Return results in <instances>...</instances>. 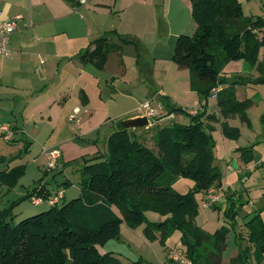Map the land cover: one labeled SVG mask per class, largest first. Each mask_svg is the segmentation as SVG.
I'll return each mask as SVG.
<instances>
[{
	"label": "trees",
	"instance_id": "1",
	"mask_svg": "<svg viewBox=\"0 0 264 264\" xmlns=\"http://www.w3.org/2000/svg\"><path fill=\"white\" fill-rule=\"evenodd\" d=\"M189 1L196 30L192 36L176 37L171 61L178 69L188 70L190 89L199 95L204 109L211 90L223 82L220 71L224 64L242 60L252 68L262 69L258 55L264 48V18H243L238 0ZM119 46L107 36L97 38L81 54V61L102 68L107 55ZM236 83L239 82L222 88L216 96L220 132L229 140L238 139L241 133L227 121L237 116L247 123L246 111L251 104L237 99L233 87ZM180 111L184 110L172 107L169 113ZM204 117L203 110L189 116L186 124L153 127L152 149L135 134V129L122 126L108 136L104 155L82 159L79 197L59 207L50 206L15 225L8 222L7 209L0 211V264H122L111 252L99 250L119 239L122 224L130 229L144 225L143 236L156 240L158 234L160 242L179 230L181 242L186 245L183 253L190 264H220L229 228L221 226L206 237L195 225L205 193L221 187L215 143ZM207 119L216 120L212 115ZM241 151L244 162H250L251 149ZM24 172V165L0 170V185L14 187ZM180 178L192 181L193 188L185 193L172 189ZM46 189L39 190L44 199L48 198ZM235 205L229 203L223 215L232 218ZM146 211L157 212L165 220L151 222ZM246 225L248 242L260 263L264 255V223L252 218ZM249 255L248 247L239 249L232 264H249Z\"/></svg>",
	"mask_w": 264,
	"mask_h": 264
},
{
	"label": "crops",
	"instance_id": "2",
	"mask_svg": "<svg viewBox=\"0 0 264 264\" xmlns=\"http://www.w3.org/2000/svg\"><path fill=\"white\" fill-rule=\"evenodd\" d=\"M0 12L6 19L19 17L15 22L16 31L9 41L11 55L7 58L0 57V125L10 128L13 141H31L28 142L31 151L36 154L48 147L59 150L61 155L58 168L63 171L66 169L64 163L95 157L103 152L107 138L113 131L122 126L127 128V122L145 115L142 108L144 102H149L157 115L147 119L146 127L131 128L135 129V134L148 148H154L151 140L153 127L188 123L186 116L169 113L168 107L173 105L182 109L184 99L181 95L192 91L188 81L177 84L178 76L174 72L178 68L171 61L175 44L173 42L178 34H182L180 32H183L188 19L192 18L189 0H92L84 7H78L75 0H0ZM96 12H99L98 16L106 15V24H114L112 14L118 16L119 22L112 30L102 31L103 23L98 26L94 23ZM129 26L138 27L145 33L153 32L154 36L158 32L159 40L150 42L147 45L150 46L149 49L144 52L145 48L140 45L145 38L127 31L125 28ZM153 27L158 31L152 30ZM119 29L126 33L123 34ZM103 36L120 45L118 50L109 53L103 68L82 62L81 54L90 47L93 40ZM138 37L139 41H136ZM120 39L130 43L122 44ZM123 45H133L137 74L132 75L133 79L126 77V67L121 58L117 73L121 70L123 72L119 81V77H112L108 66L113 57L123 56ZM239 62L247 67L245 72L252 70L244 61L236 63ZM171 73L177 76L175 85H182V88L175 87L174 90L165 91L160 87V76ZM198 99L201 103L200 98ZM186 112L188 116H194L203 111L190 109ZM181 117H185L187 121ZM147 128L148 131L144 130ZM0 138L2 139L1 136ZM224 145L226 146H218V157L214 152L215 162L221 173L220 190H215L226 199L214 205L217 209L201 207L195 218L196 227L206 237V229L217 224L229 203H236L235 194L230 192L229 185L234 173L244 177L246 183L244 173L248 172L247 168L251 169V165H243L240 161L236 151L239 147L227 142ZM7 147L9 146L0 141V157L6 154ZM65 177L61 186L64 193L59 202L80 195V177L72 179L69 172ZM42 180L35 186L43 187ZM176 182L182 183L180 179ZM44 186L48 188L47 184ZM73 188L77 192L70 195V189ZM48 191L46 189L47 193ZM53 195L48 193L47 197L51 198ZM229 195L231 198L227 199ZM248 208L252 212L256 210L251 201H248ZM163 219L157 216L151 220L159 222ZM156 236L159 239V235ZM171 242L170 239L166 241ZM172 247L163 253L164 261L161 264H175L167 258ZM100 250L104 251L102 248ZM220 264H223L222 256ZM260 264H264V260Z\"/></svg>",
	"mask_w": 264,
	"mask_h": 264
},
{
	"label": "rangeland",
	"instance_id": "3",
	"mask_svg": "<svg viewBox=\"0 0 264 264\" xmlns=\"http://www.w3.org/2000/svg\"><path fill=\"white\" fill-rule=\"evenodd\" d=\"M241 3V7L243 10V18L247 17H262L264 18V0H238ZM96 16H94V23L96 26L102 24L101 27L102 31L106 29L112 30L115 25L119 22L118 16L112 14L111 17L113 18L114 24L105 23V16L106 15H99V12H96ZM172 15H173V8H172ZM154 17V15L152 14ZM104 21V22H103ZM150 25V24H149ZM151 26V25H150ZM242 25H239L241 27ZM127 31H130L133 33H136L142 38L144 37V43L142 42L140 47H144V52L149 49L150 46H147L150 44V42L155 43V41L159 40L158 38V32L155 33V36L153 32L151 33H145L143 30H141L138 27H132L129 26ZM196 25L193 21V19H188L187 24H185V28H183V32H180L182 34L192 36L195 32ZM152 30L158 31L156 27H153ZM99 31V29H98ZM123 34L124 30H120ZM179 35V34H178ZM123 37H126L123 35ZM127 38V37H126ZM141 39V38H140ZM163 39H161L162 41ZM136 41H139V37L136 39ZM142 41V39H141ZM175 43V42H173ZM172 43V44H173ZM131 46L123 45L121 53H123V56H117L113 57L108 66L109 72H111L112 77L117 76L119 77L118 80L121 79V72L117 73V69H119L118 63L121 61V58H123V63L126 67L127 73L124 74L126 77L132 78L133 74H137V69L135 67V61H136V54L134 55V48ZM162 52L164 51L163 47L161 48ZM143 53V52H141ZM109 55V54H108ZM104 63V65L107 62V58ZM119 55V54H116ZM142 58V54L140 56L139 61ZM144 60V57H143ZM242 61V60H238ZM234 62V63H231ZM227 62L223 65L221 71H220V79L223 80V82L220 84L222 88L230 86V84L234 81H238L239 83H236L234 87L236 97L243 100H248L251 104L248 110L246 111V117H247V123L241 122L239 117H234L228 120V124L232 127H238L241 131V135L238 139L234 140H227L224 139L220 132V114L216 105V98H213L209 96L207 98V106L204 108V118L208 115H212L216 118L214 119H207L203 120L204 125L208 132L210 133L212 139L215 143L214 152L216 156L219 155V147L218 146H226L224 145L225 142L228 144H232V146H237L240 148L238 151L240 161L243 165L248 164L251 165V169L248 168L244 174L246 183L243 180L244 177L238 176L234 173L233 177L231 178L229 185L231 186L230 192L232 194H235V201L236 205L234 208V216L232 218L225 217L224 215H221V218L217 222V224H212L211 227L209 226L206 231H208V236H212V234L215 232L216 229L220 228L221 226H225L226 228H229L228 234H227V242L226 246L221 249V256L223 264H232V260L237 256L239 249L244 250L246 247H248L249 257H248V263L249 264H260L264 260V255L260 263L255 258V249L251 243L248 242V228L246 223L249 222L252 218H254L255 221H261L264 223V48L260 49L259 55H258V64L262 65V69L258 70L255 67H251L252 70L247 71V67L245 65H242L241 62L236 63L237 61H231ZM245 62V61H244ZM233 64V65H229ZM103 65V67H104ZM229 65V66H228ZM102 67V68H103ZM116 69V70H115ZM175 71V70H174ZM177 72V73H176ZM225 72V73H224ZM174 73L177 74L175 76L174 74H167L164 76L163 74L160 76L161 83L160 87L162 86L163 89L166 90H174L175 87H178L179 89L182 88L181 86L175 85V80L178 85L182 84L183 82L188 81L189 84V77L190 73L188 70H178ZM133 79V78H132ZM117 80V79H114ZM116 85L118 83H115ZM186 85V84H185ZM183 85V87L185 86ZM190 88V87H189ZM221 88V89H222ZM190 93H184V95H181L184 99V104L182 105V109L185 111L177 112V114L186 116L189 120L188 114H186V111H189L190 109L194 110H200L203 111L201 107V103L198 102L199 95L192 93V91H189ZM149 103V102H146ZM145 104V102H144ZM144 113H146V109L143 107ZM149 107L151 105L149 104ZM174 107L173 105H169L168 111H170V108ZM178 108V107H176ZM153 109V108H152ZM157 115V111L154 110ZM176 113V112H171ZM145 116V115H144ZM143 116V117H144ZM183 118L184 121H187L185 117ZM183 121V122H184ZM153 122V120H151ZM11 132V140L5 141L3 138H0V141L3 142V144L7 147L6 154H3L2 157H0V169H8L15 165H24L25 166V172L24 175L16 182L14 187L7 188L5 186L0 185V211L7 209L9 213V219L8 222H11L13 225L17 224L21 220L28 218L30 216L42 213L43 211H46L48 208V203L43 202L40 205H34L33 200L37 197L43 198L39 193V190L41 187H36V190H33L35 187V184L41 182V180L44 182V185L47 184L49 191V194H54L58 189H62L61 186H63V181L66 178L65 175H67V172L70 173V176L72 179L76 178L78 179L80 175V168L82 166V159H78L76 162H67L64 163L63 166L66 168L64 171L60 168H58V160H57V166L54 169H50L48 166V160L47 155L52 150L49 147L46 149H42V151L39 153H35L33 150L31 151V146L28 142L31 141H13V134ZM1 136V135H0ZM2 137V136H1ZM13 141V142H12ZM241 149L244 150H250L252 152V160L250 162H244V159L241 157ZM106 151V148L103 152L98 154L99 156H102ZM86 159V158H85ZM88 159V158H87ZM216 161H218L216 159ZM229 161V160H227ZM60 167V166H59ZM243 174V175H244ZM180 182L177 183L174 182L172 184V189H174L176 192L179 193H185L192 189L193 182L190 180L182 179L180 178ZM44 185H42V188H46ZM44 190V189H43ZM42 190V191H43ZM80 190V186H79ZM73 192V194H71ZM77 192L76 188L70 189V195H74ZM69 194V193H68ZM53 195V196H54ZM76 197V196H75ZM197 199H200V195L198 194ZM72 198H67L64 202H68ZM74 199V198H73ZM248 201H251L254 204V207L256 210L253 212L250 208H248ZM64 202H59L57 206H61ZM202 207V206H201ZM145 215L149 221H152L151 219H155L157 216H161L157 212L153 211H146ZM165 220V216H161ZM156 222L157 220H153L152 222ZM233 224V225H232ZM143 226L142 225L139 229L135 228L131 231L130 228H128L125 224H123L122 229L120 231V237L119 239H114L109 241L105 244L104 247H100L99 250L102 248L104 249L103 252H111L114 256L120 259L122 264H161V262L164 261L163 253L169 249L171 245H175V247L178 249L182 255L184 254L183 251H185L186 245H183L181 242L182 233L179 230H175L169 237L172 242L166 243L167 239L163 242H160V239L156 240H150L146 239L143 236ZM206 243V241H205ZM101 251V250H100ZM235 252L236 254H233ZM176 264V263H175Z\"/></svg>",
	"mask_w": 264,
	"mask_h": 264
},
{
	"label": "built area",
	"instance_id": "4",
	"mask_svg": "<svg viewBox=\"0 0 264 264\" xmlns=\"http://www.w3.org/2000/svg\"><path fill=\"white\" fill-rule=\"evenodd\" d=\"M78 7H84L88 5L92 0H75ZM19 17L13 19H6L0 12V57L7 58L11 55L9 49V41L11 35L16 31L15 22ZM221 90L220 87H216L211 90V97L216 98L217 93ZM143 107L146 109L145 117L152 118L156 116V112L149 107L148 103H145ZM0 135L5 141L11 140L10 128L5 125H0ZM59 150H51L47 155L48 166L50 169H54L57 165V160L60 158ZM63 190L58 189L55 195L51 198L46 199L49 206H54L59 203L63 197ZM206 200L202 203V208L209 209L215 204L220 203L224 198L220 192H217L214 188L209 189L206 193ZM44 201V198L37 197L33 200L34 205H39ZM168 260L176 264H190V261L186 258L185 254L176 249L171 248L167 255Z\"/></svg>",
	"mask_w": 264,
	"mask_h": 264
},
{
	"label": "water",
	"instance_id": "5",
	"mask_svg": "<svg viewBox=\"0 0 264 264\" xmlns=\"http://www.w3.org/2000/svg\"><path fill=\"white\" fill-rule=\"evenodd\" d=\"M148 125V121H147V118L144 116V117H140V118H137V119H134V120H131L129 122H127L125 124V126L127 128H142V127H146Z\"/></svg>",
	"mask_w": 264,
	"mask_h": 264
}]
</instances>
